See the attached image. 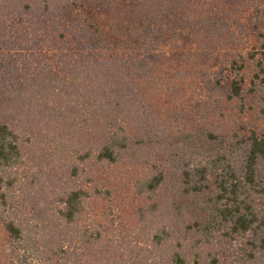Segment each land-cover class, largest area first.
<instances>
[{
    "label": "trees",
    "instance_id": "trees-1",
    "mask_svg": "<svg viewBox=\"0 0 264 264\" xmlns=\"http://www.w3.org/2000/svg\"><path fill=\"white\" fill-rule=\"evenodd\" d=\"M259 113L264 0H0V264H264Z\"/></svg>",
    "mask_w": 264,
    "mask_h": 264
},
{
    "label": "rangeland",
    "instance_id": "rangeland-1",
    "mask_svg": "<svg viewBox=\"0 0 264 264\" xmlns=\"http://www.w3.org/2000/svg\"><path fill=\"white\" fill-rule=\"evenodd\" d=\"M122 1H130V0H122ZM177 85H181L182 88H184L183 86H185L186 88L188 87V82L189 81H184V82H179V81H176ZM185 88V89H186ZM206 99V96L204 95L203 96V100ZM251 113H249L248 115V119H247V122L244 124V127L246 128H250L252 126V123L255 121L254 120V116L253 117H250ZM258 116H261V119L258 120V123H257V126L258 127H261L263 124H264V115L259 113L257 114ZM238 117V116H237ZM246 118V117H245ZM227 120V119H226ZM222 124L224 122L220 121ZM239 122V121H238ZM254 124V123H253ZM119 192V194H122L123 196L121 197V204L117 202V204L119 205V209H121V212H123L124 215H128L129 212H131V208L137 204L138 200L136 199V195L134 194L133 192V189L130 190V194L128 196L127 193H126V186H124V184H119L116 188ZM103 210V209H102ZM101 210V211H102ZM123 210V211H122ZM6 239H7V233L3 227V225L1 224L0 222V261L4 260V257H3V249L5 248L4 245H6ZM1 263V262H0Z\"/></svg>",
    "mask_w": 264,
    "mask_h": 264
}]
</instances>
